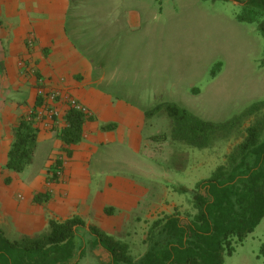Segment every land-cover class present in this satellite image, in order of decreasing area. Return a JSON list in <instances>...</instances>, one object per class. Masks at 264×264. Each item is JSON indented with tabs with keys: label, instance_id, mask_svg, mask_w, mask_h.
I'll return each instance as SVG.
<instances>
[{
	"label": "crops",
	"instance_id": "1",
	"mask_svg": "<svg viewBox=\"0 0 264 264\" xmlns=\"http://www.w3.org/2000/svg\"><path fill=\"white\" fill-rule=\"evenodd\" d=\"M95 8L92 11L99 14L91 19L83 13L90 12L88 6L76 0H0V226L11 240L46 231L50 219L65 221L75 216L86 223L85 228H78V245L82 230L90 234V225L121 237L132 220L131 213L147 193L114 174L115 170H104L124 164L126 154L122 151H153L157 138L145 133L148 110L116 94L125 87L109 69L108 57L88 49L89 43L99 40L94 39L97 36L101 35V41L107 37L109 14L116 13L104 3ZM126 13L121 19L124 17L126 28L131 29L138 15ZM40 86L59 89L88 107L91 114L83 124V138L75 144L64 143L61 133L71 109L59 102L61 127L35 125L38 137L32 162L20 172L9 170L6 164L15 128L38 106ZM58 158L62 175L51 181ZM175 207L174 202L148 207L151 239L156 240L160 231L154 223L174 213ZM96 247L97 255L111 263L107 250ZM155 249L158 247H151L144 255ZM141 258L132 264H143Z\"/></svg>",
	"mask_w": 264,
	"mask_h": 264
},
{
	"label": "rangeland",
	"instance_id": "2",
	"mask_svg": "<svg viewBox=\"0 0 264 264\" xmlns=\"http://www.w3.org/2000/svg\"><path fill=\"white\" fill-rule=\"evenodd\" d=\"M246 1L76 0L88 6L90 12L83 13L91 19L99 14L92 11L97 5L104 3L115 10L109 14L111 25L104 32L107 37L101 41V35L97 36L94 39L99 40L89 43L88 49L108 57L109 69L125 87L116 94L148 110L145 133L165 136L155 139L153 151H122L126 154L124 164L104 169L111 168L114 174L147 189L123 235L115 237L130 245L134 259L168 241L162 225L157 241L151 239L148 207L174 202L171 215L186 221V212L193 210V196L186 190H194L220 166L228 168L247 128L264 121V8H251ZM125 11L138 15L131 29L126 28L124 17L121 19ZM242 15L252 17L251 21L242 20ZM114 17L119 21L116 24L112 23ZM166 104H177L215 123L239 121L229 133L216 136L209 147H191L172 138V119L164 108L157 109ZM253 105L259 110L249 113ZM82 234L79 247L82 245L84 251L81 256L78 251L72 263L112 264L97 255L94 238L83 230ZM263 246L264 217L243 242L235 243L233 254H224L225 264H264Z\"/></svg>",
	"mask_w": 264,
	"mask_h": 264
},
{
	"label": "trees",
	"instance_id": "3",
	"mask_svg": "<svg viewBox=\"0 0 264 264\" xmlns=\"http://www.w3.org/2000/svg\"><path fill=\"white\" fill-rule=\"evenodd\" d=\"M245 5L264 8V0H247ZM241 19L251 21L252 17L242 15ZM261 28L264 31V24ZM163 108L172 119V138L201 149L209 147L216 136L232 131L239 121L235 118L215 123L177 104L157 106L158 111ZM257 110L258 105H253L248 112ZM86 118L83 113L68 112L67 126L61 133L65 144L82 140ZM263 133L264 121L249 126L245 140L231 155L228 168L220 166L209 179L197 183L194 190H186L193 196V210L186 212V221L170 215L154 223V226L162 225L168 241L148 251L141 258L143 264H225L224 254H233L235 243L243 242L264 217ZM37 137L34 122L23 118L15 128L7 169L20 172L32 162ZM159 137L165 138L164 135L156 136ZM56 179L53 170L50 180ZM44 197L46 199L47 195ZM36 198L40 200V196ZM85 227V221L77 216L65 221L50 219L46 231L11 240L0 226V264H70L78 251L79 256L84 251L82 245H78V228ZM89 232L95 244L110 254L112 264L133 263L129 244L95 225L89 226ZM262 252L264 254V246Z\"/></svg>",
	"mask_w": 264,
	"mask_h": 264
},
{
	"label": "built area",
	"instance_id": "4",
	"mask_svg": "<svg viewBox=\"0 0 264 264\" xmlns=\"http://www.w3.org/2000/svg\"><path fill=\"white\" fill-rule=\"evenodd\" d=\"M37 95L39 97V104L30 111L28 115V119L32 120L35 125L40 123L46 128H60L62 119L58 103L62 101L65 102L71 110L83 113L86 117L91 114L88 107L78 99L64 94L59 89L47 90L43 86H40L37 89ZM59 159L60 158H58V163H56L54 167V173L57 178L62 175V166L59 163Z\"/></svg>",
	"mask_w": 264,
	"mask_h": 264
}]
</instances>
